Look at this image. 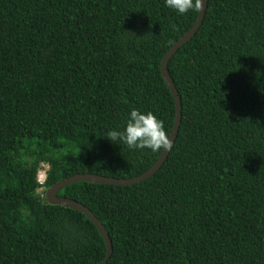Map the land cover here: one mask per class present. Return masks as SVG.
Masks as SVG:
<instances>
[{"label":"trees","instance_id":"1","mask_svg":"<svg viewBox=\"0 0 264 264\" xmlns=\"http://www.w3.org/2000/svg\"><path fill=\"white\" fill-rule=\"evenodd\" d=\"M196 13L165 0H0V264L100 261L96 226L36 188L75 172L132 176L155 160L160 151L106 136L132 108L169 132L159 61ZM166 67L181 106L160 166L57 194L102 222L106 264H264V0H207Z\"/></svg>","mask_w":264,"mask_h":264},{"label":"water","instance_id":"2","mask_svg":"<svg viewBox=\"0 0 264 264\" xmlns=\"http://www.w3.org/2000/svg\"><path fill=\"white\" fill-rule=\"evenodd\" d=\"M207 0H202V8L198 10L192 24L163 52L159 61V70L163 81L169 89L173 101H174V116L169 129V138L173 140L176 136V132L180 120V96L173 84L172 78L167 71V61L172 53L186 40H188L198 28L206 6ZM169 151V150H168ZM167 150H161L155 160L143 171L138 174L127 177H114L109 175H103L95 172H75L63 178L53 181L51 184L45 187L44 198L48 203H56L64 206L71 207L73 209L81 211L98 229L102 240L104 242L105 251L97 264H106L107 258L111 252V242L107 231L105 230L102 222L93 214V212L82 202L63 195H58L57 191L64 185L74 181H89L98 183H113V184H130L139 180H142L150 176L162 163L165 156L168 153Z\"/></svg>","mask_w":264,"mask_h":264},{"label":"clouds","instance_id":"3","mask_svg":"<svg viewBox=\"0 0 264 264\" xmlns=\"http://www.w3.org/2000/svg\"><path fill=\"white\" fill-rule=\"evenodd\" d=\"M167 7L179 14L189 10H201L202 0H165ZM112 142L122 141L130 149H150L153 152L170 150L172 140L165 131L163 122L151 111L130 110L123 130H110L106 136Z\"/></svg>","mask_w":264,"mask_h":264},{"label":"rangeland","instance_id":"4","mask_svg":"<svg viewBox=\"0 0 264 264\" xmlns=\"http://www.w3.org/2000/svg\"><path fill=\"white\" fill-rule=\"evenodd\" d=\"M46 163H40V165L38 166L37 168V171H36V178L39 182H41L43 180V177H44V170L46 169ZM44 190H45V187L43 185H39L37 186L36 188V192L37 194L39 195V197L42 199V195H44Z\"/></svg>","mask_w":264,"mask_h":264}]
</instances>
